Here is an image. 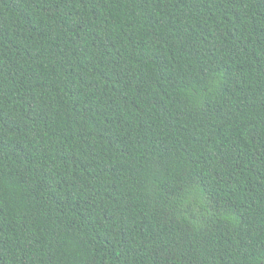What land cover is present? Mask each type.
<instances>
[{"label": "trees", "instance_id": "16d2710c", "mask_svg": "<svg viewBox=\"0 0 264 264\" xmlns=\"http://www.w3.org/2000/svg\"><path fill=\"white\" fill-rule=\"evenodd\" d=\"M0 264H264V0H0Z\"/></svg>", "mask_w": 264, "mask_h": 264}]
</instances>
